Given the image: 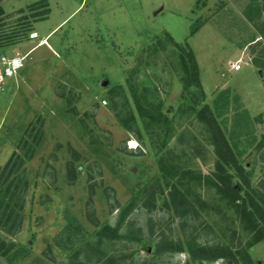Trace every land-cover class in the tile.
<instances>
[{"label":"rangeland","instance_id":"obj_1","mask_svg":"<svg viewBox=\"0 0 264 264\" xmlns=\"http://www.w3.org/2000/svg\"><path fill=\"white\" fill-rule=\"evenodd\" d=\"M35 1L0 0L10 15L0 31L18 30L16 12ZM46 2L47 17L32 22L27 34L6 46V51L32 50L19 75L0 91V166L21 138L33 145L32 136L40 135L18 171L26 181L16 209L18 231L8 235L0 228V264H69L71 254L82 248L78 257H87L88 264H102L108 257L116 264H231L224 258L193 261L188 244L191 238L199 245L227 242L230 230L241 228L236 215L214 188L185 178L192 194L220 204L228 219L198 209L199 216L184 223L169 206L158 158L171 147L172 163L180 171H212L215 156L195 119V111L206 104L250 187L264 193V69L254 64L264 60V0ZM166 33L192 51L200 90L183 92L177 49ZM236 61L240 69L232 71L229 64ZM115 86L122 87L136 120L130 130L115 117L122 107L119 98L109 96ZM129 86L140 100L144 86L157 90L167 120L158 124L163 141L167 138L162 148H157L161 140L150 139L143 129ZM183 131L200 143L198 157L187 147L194 144L187 136L177 140ZM233 181L242 182L236 175ZM151 189L152 207L144 203L149 198L144 191ZM132 199L136 204L127 213ZM103 225L117 233L114 239L102 236L98 246ZM240 233L243 244L252 239L249 231ZM247 254L252 262H263L264 239Z\"/></svg>","mask_w":264,"mask_h":264},{"label":"trees","instance_id":"obj_2","mask_svg":"<svg viewBox=\"0 0 264 264\" xmlns=\"http://www.w3.org/2000/svg\"><path fill=\"white\" fill-rule=\"evenodd\" d=\"M49 13V7L46 0H37L26 7V10H18L16 14L20 15L17 18L15 24L18 30H12L10 33H2L0 31V53L6 51V46L15 43L17 35H25L31 29L32 22L44 19ZM10 15H6L0 7V28L5 25L4 22ZM166 37L170 40L171 44L177 49V63L182 69L183 74H180L179 80L183 86V92L187 91L189 87H193L200 90V82L198 77L197 63L195 61L192 51L186 46H180L166 33ZM156 48L152 51L154 52ZM254 64L257 67L264 69V60L262 62L254 60ZM264 88V78H263ZM132 97L134 98V105L138 116L141 118V124L143 129L149 133V138L152 136L158 137L161 143L157 148L165 146L163 137L157 130L158 124L165 122L161 115V101L158 99L157 90L155 88H148L144 86L140 92L143 100H140V96L137 94L136 88L129 86ZM108 93L109 96L117 97L122 101L121 110L117 112L115 117L121 126L130 130L136 127V120L126 100V96L123 93L121 86H115L111 88ZM154 100V101H153ZM144 101V102H141ZM156 101V102H155ZM195 119L202 126L204 140L208 145L212 147L213 154L215 156L214 166L212 171L204 175L201 172H193L191 170H179L177 164H173L176 160V156H173L174 150L171 147L165 149L164 153L158 158L159 169L163 174V183L167 188V196L169 206L175 215L180 218L184 223L191 222L194 218L199 216L198 209L208 210L211 209L214 213L220 215L224 220L228 219L227 211L220 205H210L198 195L192 194L188 188L187 183L184 182L185 178L195 180L199 185H205L208 188H214L216 193L220 196V201L224 202L226 209H231L236 215L235 219L239 222L240 229L238 232L230 230L231 238L227 242H217L212 245H199L194 238H191L189 243L188 254L193 261H210L216 258H224L231 262V264H264L263 262H252L247 254V249L256 241L264 239V193L260 190L250 187L249 180L247 179L246 172L243 167L238 163L236 157L232 153V150L228 144L226 137L217 124L210 108L204 104L195 111ZM164 125V126H165ZM32 126H29V130ZM28 130V131H29ZM166 130V128L164 129ZM158 132V133H157ZM28 134V133H27ZM39 135L32 136L33 145H36L39 140ZM188 137L187 140L192 141L194 144L187 146L191 149L192 155L196 156L195 152L198 149L200 143L197 138L189 132H181L177 140L182 142L183 138ZM28 138L23 137L20 139L16 146V150H13L7 160L2 166H0V228L8 235H13L18 231L21 218L17 213L18 208H21L19 203L21 195L26 188V181L18 174L19 169L24 165L25 160L30 159L33 154V145L29 144ZM21 151V152H18ZM200 155V154H199ZM198 157V156H196ZM242 180L241 185L239 182H234V174ZM161 188V186H158ZM246 190L243 196L241 190ZM247 189H250L249 191ZM154 190L149 192L144 191V194H148V199L145 200V205H152L154 198ZM162 192V190H160ZM191 196L189 198L188 196ZM259 198V202L255 197ZM136 200H130L124 211L127 213L132 210ZM151 206V207H152ZM124 211H121L120 218L125 216ZM230 218V217H229ZM233 221V220H231ZM69 227L64 228L62 231H68ZM247 230L251 233L252 239L242 242L241 233ZM117 228H112L108 225H103L98 232V241L96 245H100L102 236L107 239H114L116 237ZM238 235L236 243H233L234 236ZM3 243L0 241V248ZM13 244L10 243V246ZM89 243L85 242L84 247H88ZM98 251H99V247ZM192 247V248H191ZM96 249V248H95ZM80 251H84V248L75 250L74 254H71L69 258V264H88L89 259L85 257L81 260L78 256ZM100 253V252H99ZM101 258H105L104 252L100 253ZM100 258V259H101ZM99 259V260H100ZM98 260V261H99ZM97 262V261H95ZM94 262V263H95ZM99 263V262H97ZM90 264H93L92 262ZM102 264H116L113 258H106ZM185 264H189L186 262Z\"/></svg>","mask_w":264,"mask_h":264},{"label":"built area","instance_id":"obj_3","mask_svg":"<svg viewBox=\"0 0 264 264\" xmlns=\"http://www.w3.org/2000/svg\"><path fill=\"white\" fill-rule=\"evenodd\" d=\"M30 37H35V34H30ZM42 41L39 43L41 44ZM32 49L22 53L19 50L5 51L0 53V91L4 89L5 86L14 80L20 69L24 65V61ZM229 68L232 71H238L240 69V64L236 62H231ZM102 105L106 104L105 100L101 101Z\"/></svg>","mask_w":264,"mask_h":264},{"label":"bare ground","instance_id":"obj_4","mask_svg":"<svg viewBox=\"0 0 264 264\" xmlns=\"http://www.w3.org/2000/svg\"><path fill=\"white\" fill-rule=\"evenodd\" d=\"M132 144H133V145L131 146V148H133L134 146H136V145H135V142H132Z\"/></svg>","mask_w":264,"mask_h":264},{"label":"water","instance_id":"obj_5","mask_svg":"<svg viewBox=\"0 0 264 264\" xmlns=\"http://www.w3.org/2000/svg\"><path fill=\"white\" fill-rule=\"evenodd\" d=\"M106 81H107V80L105 79V80L103 81V84H105V83H106Z\"/></svg>","mask_w":264,"mask_h":264},{"label":"crops","instance_id":"obj_6","mask_svg":"<svg viewBox=\"0 0 264 264\" xmlns=\"http://www.w3.org/2000/svg\"><path fill=\"white\" fill-rule=\"evenodd\" d=\"M51 31H52V30H51ZM51 31H50V32H51ZM50 32H49V33H50ZM47 35H48V34H47ZM47 35H45V38L47 37ZM18 75H19V74H18ZM18 75H17V76H18Z\"/></svg>","mask_w":264,"mask_h":264}]
</instances>
